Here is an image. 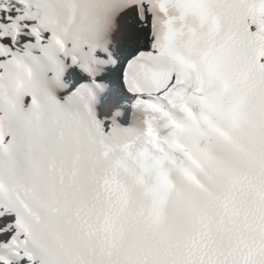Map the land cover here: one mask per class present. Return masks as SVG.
<instances>
[{
  "label": "snow or ice",
  "instance_id": "obj_1",
  "mask_svg": "<svg viewBox=\"0 0 264 264\" xmlns=\"http://www.w3.org/2000/svg\"><path fill=\"white\" fill-rule=\"evenodd\" d=\"M0 264H264V0H0Z\"/></svg>",
  "mask_w": 264,
  "mask_h": 264
}]
</instances>
